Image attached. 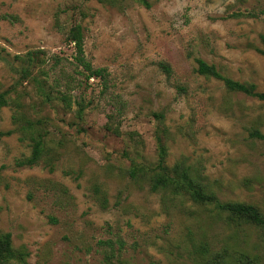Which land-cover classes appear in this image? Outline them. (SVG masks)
<instances>
[{
    "label": "rangeland",
    "instance_id": "374dc122",
    "mask_svg": "<svg viewBox=\"0 0 264 264\" xmlns=\"http://www.w3.org/2000/svg\"><path fill=\"white\" fill-rule=\"evenodd\" d=\"M149 2L0 0V92L20 79L17 54L72 60L65 36L77 23L87 58L110 73L105 93L98 80L77 90L82 119L77 104H44L28 82L0 109V233L29 253L16 264H212L225 252L231 264L242 254L264 264L263 230L129 174L157 161L162 135L169 166L184 159L222 201L264 212V138L252 135L264 136V101L199 75L195 61L264 92V0ZM30 123L54 147V171L18 165L32 153Z\"/></svg>",
    "mask_w": 264,
    "mask_h": 264
},
{
    "label": "trees",
    "instance_id": "16d2710c",
    "mask_svg": "<svg viewBox=\"0 0 264 264\" xmlns=\"http://www.w3.org/2000/svg\"><path fill=\"white\" fill-rule=\"evenodd\" d=\"M101 1L117 5L123 0ZM138 1L147 8L151 7L149 0ZM84 37V29L80 23L73 25L68 30L65 40L74 47L72 60L57 54L49 56L43 49L30 50L25 54L15 55L16 60L20 62V67L14 66L13 70L20 75V79L18 78L11 90L0 92V109L13 105L19 96L12 98L10 93L16 90L19 93V87L28 82L33 85L36 95L44 104L53 105L59 102L69 110L74 104H77L75 113L79 119H82L85 111L84 95L81 92L77 93V90H87L92 80H98L101 83L103 93L110 88L108 69L95 67L93 62L87 58ZM262 40L264 41V35H262ZM259 52L264 56V49H259ZM195 61L196 71L199 75L222 81L232 92H243L264 101V92H258L255 83L242 82L228 77L216 65L209 64L204 59L196 57ZM69 65L74 72L68 73L66 68ZM159 65L166 74L171 75L170 65L164 62ZM57 71L59 74L53 77L52 72ZM179 90L181 93L186 92V88L183 86H180ZM154 116L160 121L164 119L163 113L156 112ZM29 125L32 153L18 161V165L33 167L44 162L50 171H54L55 164L52 156L54 147L49 145L45 134L40 133V128H37L33 123ZM113 129L117 131V128ZM252 135L264 138L258 130L253 131ZM158 144L159 154L154 164L135 162L129 169V174L134 180L144 178L152 192L162 191L175 196L187 195L195 204L213 206L227 225L239 227L249 224L263 230L264 236V212L258 206L243 201H222L215 191L203 184L193 174L195 170L191 165H187L184 159L177 161L172 166L167 164L168 147L162 135L158 136ZM205 246L206 244H203L202 248L204 249ZM225 255L226 252L220 254L212 264H231L228 260L225 261ZM28 256L29 253L24 248L18 249L14 246L10 232L0 233V264L26 263L25 260ZM236 260L240 264H257L255 259L252 260L248 254H242V257L239 255Z\"/></svg>",
    "mask_w": 264,
    "mask_h": 264
}]
</instances>
